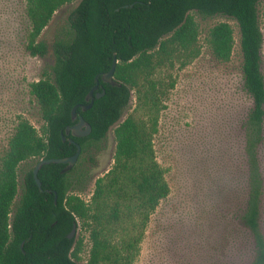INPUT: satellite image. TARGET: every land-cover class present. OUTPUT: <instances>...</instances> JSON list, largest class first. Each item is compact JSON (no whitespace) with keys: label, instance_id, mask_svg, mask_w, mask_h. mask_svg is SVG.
Wrapping results in <instances>:
<instances>
[{"label":"trees","instance_id":"16d2710c","mask_svg":"<svg viewBox=\"0 0 264 264\" xmlns=\"http://www.w3.org/2000/svg\"><path fill=\"white\" fill-rule=\"evenodd\" d=\"M76 1L68 17V31L51 44L53 64L46 74L26 84L36 106L39 130L17 114L0 155V264H79L81 236L67 238L73 222L86 231L83 264H133L139 252L150 213L168 193L164 169L154 156L152 139L164 99L173 87V70L194 60L204 44L218 62H227L233 44L227 22L209 27L202 41L190 12L222 14L238 28L240 72L244 91L251 99L244 128L246 198L239 215L249 234L252 258L264 264V235L260 228L263 177L258 146L262 142L264 77L260 69L262 34L256 4L260 0H10L22 16V46L31 56H43L46 43L39 39L43 27L62 4ZM126 5V6H125ZM264 21V11L262 13ZM116 64L113 85L100 74ZM103 90L89 108H75L90 126L84 136L65 133L74 104L94 84ZM94 91V92H95ZM93 92V93H94ZM132 108L117 122L128 102ZM117 122V123H116ZM114 150L110 167L93 182L87 200L77 190L72 166L49 162L37 170L40 188L31 169L40 158L65 157L80 146L76 161L112 125ZM64 136L62 140L60 135ZM33 165L22 176L16 193V169L21 161ZM21 243V246H19Z\"/></svg>","mask_w":264,"mask_h":264},{"label":"rangeland","instance_id":"374dc122","mask_svg":"<svg viewBox=\"0 0 264 264\" xmlns=\"http://www.w3.org/2000/svg\"><path fill=\"white\" fill-rule=\"evenodd\" d=\"M0 0V155L12 131L15 116H24L38 131L41 124L36 106L26 92V84L46 74L53 64L52 42L68 31V17L76 1L64 3L52 14L38 38L47 45L43 56H31L22 46V16L15 6ZM262 34L260 69L264 77V0L256 4ZM198 28V38L217 22L232 28L233 44L227 62H218L202 44L199 55L179 70L164 99L152 144L154 156L164 169L168 193L150 213L133 264H248L252 243L239 215L246 198V156L243 123L251 106L240 72V51L236 22L225 15L190 12ZM131 96L117 122L132 108ZM116 122V123H117ZM112 124L104 137L91 142L72 165L77 193L87 200L96 177L112 163ZM262 142L258 146L263 177L260 200V228L264 235V118ZM34 161H21L16 169V193H20L23 173ZM80 253L86 257V231Z\"/></svg>","mask_w":264,"mask_h":264},{"label":"water","instance_id":"95a60500","mask_svg":"<svg viewBox=\"0 0 264 264\" xmlns=\"http://www.w3.org/2000/svg\"><path fill=\"white\" fill-rule=\"evenodd\" d=\"M126 6V5H125ZM116 64V59L114 56V53L112 54V60L111 64L108 70L102 72L100 74V78L103 82H106L110 85H113L115 81L112 79V74H113V69ZM98 86L97 83V75L94 76V84L93 86L87 91L84 100L86 101L85 104H74L70 108V118L71 120L75 121L71 125H67L64 129L65 133L69 132L72 136H84L87 135L90 131V126L89 124L80 116L76 115L75 108L80 107L82 110L87 109L91 106L93 97H100L103 94V90L100 91H95ZM95 91V92H94ZM94 92V93H93ZM61 139H64V136L61 134L60 135ZM69 142H72L75 145V151L73 154L65 157H50V158H40L39 160L36 161L34 166L31 169L32 177L37 185L38 188H40V182L39 179L37 178V170L38 168L45 163L49 162H54V163H62L64 166L61 169V172L67 171L76 161L77 156L79 155L80 152V146L78 143L73 141L70 138H67ZM76 231V223L73 222L71 225L70 230L68 231L66 237L71 238ZM21 246V243L20 245Z\"/></svg>","mask_w":264,"mask_h":264}]
</instances>
